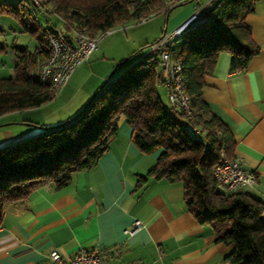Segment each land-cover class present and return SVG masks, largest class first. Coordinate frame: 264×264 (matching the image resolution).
Masks as SVG:
<instances>
[{
	"label": "trees",
	"instance_id": "obj_1",
	"mask_svg": "<svg viewBox=\"0 0 264 264\" xmlns=\"http://www.w3.org/2000/svg\"><path fill=\"white\" fill-rule=\"evenodd\" d=\"M257 1L218 0L203 21L166 46L182 62L183 88L198 130L180 109L162 98L160 50L152 49L113 77L115 68L75 116L0 147V224L7 202L24 199L46 183L64 187L75 172L96 163L109 149L123 116L133 127L134 143L143 152L160 150L154 165L139 176V184L149 177L180 182L194 217L213 225L216 241L233 243L225 256L228 264H264V200L243 188L230 192L219 188L213 169L223 153L236 158L235 139L231 127L213 112L202 94L205 77L213 72L222 52L231 53L232 71L246 69L260 52L246 22ZM181 3L56 0L54 11L64 29L98 34L161 11L168 13ZM20 6L13 0H0V15L16 17L22 29L37 38L38 45L33 50L14 45L15 75L0 77V116L39 107L57 94L40 78V68L49 54L47 35L55 29L44 28L37 16L21 12ZM199 132L203 137L196 135Z\"/></svg>",
	"mask_w": 264,
	"mask_h": 264
},
{
	"label": "crops",
	"instance_id": "obj_2",
	"mask_svg": "<svg viewBox=\"0 0 264 264\" xmlns=\"http://www.w3.org/2000/svg\"><path fill=\"white\" fill-rule=\"evenodd\" d=\"M246 22L260 52L246 69L237 71L230 68L231 53L222 52L205 77L202 94L231 127L234 156L244 169L256 173L254 186L243 189L264 200V0L257 1ZM53 28L64 30L62 23ZM9 29L0 22V77L5 78L15 75L14 45H23L16 39L17 29ZM87 61L77 67L61 94L75 83ZM64 121L24 116L0 123V147ZM132 135L133 127L122 118L109 149L92 166L75 172L67 185L46 183L24 199L7 202L0 224V264H52L53 249L65 258L82 249H98L105 264H228L225 256L233 243L216 241L213 225L194 217L180 182L149 177L139 184V176L154 165L160 150L143 152ZM137 219L142 224L127 232Z\"/></svg>",
	"mask_w": 264,
	"mask_h": 264
},
{
	"label": "built area",
	"instance_id": "obj_3",
	"mask_svg": "<svg viewBox=\"0 0 264 264\" xmlns=\"http://www.w3.org/2000/svg\"><path fill=\"white\" fill-rule=\"evenodd\" d=\"M19 3L31 14L38 13L50 18L56 15L54 4L56 0H13ZM186 0H169L170 3L183 2ZM218 0H207L196 4L194 13L189 20L178 26L171 34L164 36L153 44L152 49L160 50V66L164 77L160 80L168 92L169 103L180 109L189 119V123L195 129L196 117L191 106L190 98L183 88V66L179 58L175 57L166 46L185 32L188 25L203 21L207 13ZM57 16V15H56ZM149 17L143 18L146 20ZM141 20V21H142ZM106 30L98 34H91L74 27L66 30H54L47 35L49 54L40 68L41 80L48 84L56 93L69 82L77 67L90 59L97 49L100 40L110 31ZM149 50V51H150ZM214 176L222 190L230 192L233 190L254 186L257 181L256 173L243 168L237 158H230L224 153L220 161L215 165ZM142 224L141 220H135L132 227L126 229L133 232ZM52 264H105L98 249L80 250L70 258H65L58 249L50 252ZM150 264V263H143Z\"/></svg>",
	"mask_w": 264,
	"mask_h": 264
},
{
	"label": "rangeland",
	"instance_id": "obj_4",
	"mask_svg": "<svg viewBox=\"0 0 264 264\" xmlns=\"http://www.w3.org/2000/svg\"><path fill=\"white\" fill-rule=\"evenodd\" d=\"M206 1H183L168 13L161 11L146 20L118 24L100 40L97 49L90 57V61L83 65L84 69L80 71L74 84L70 82L62 94L61 92L57 93L51 101L36 107L38 108L36 110L34 109L29 113L9 112L2 115V117L0 116V123L12 121V119H22L24 116H37L50 121L61 118L66 121L75 116L103 85L115 68L112 74L113 77L148 52L161 36L171 34L178 25L194 13L196 4ZM20 7L21 12H27L25 8ZM37 18L44 28L53 27L54 23H61L54 15L48 18L38 13ZM0 22L10 28V33L17 29L15 33L18 43L28 46L31 50L38 45L37 38L30 32L22 30L20 22L12 14H1ZM159 92L165 103L168 104L167 89L159 86ZM81 105L83 106L81 107ZM122 118L124 117L120 118L119 125ZM1 127L7 126L3 125ZM196 135L203 137L200 132ZM219 188L222 189L220 186Z\"/></svg>",
	"mask_w": 264,
	"mask_h": 264
},
{
	"label": "water",
	"instance_id": "obj_5",
	"mask_svg": "<svg viewBox=\"0 0 264 264\" xmlns=\"http://www.w3.org/2000/svg\"><path fill=\"white\" fill-rule=\"evenodd\" d=\"M189 1H192V0H189ZM189 20V17L181 24V25H183L184 23H186L187 21ZM111 75V74H110ZM109 75V76H110Z\"/></svg>",
	"mask_w": 264,
	"mask_h": 264
}]
</instances>
